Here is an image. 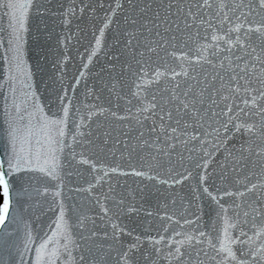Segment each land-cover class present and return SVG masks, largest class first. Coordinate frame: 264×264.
Masks as SVG:
<instances>
[{
    "label": "snow or ice",
    "instance_id": "6c2138e0",
    "mask_svg": "<svg viewBox=\"0 0 264 264\" xmlns=\"http://www.w3.org/2000/svg\"><path fill=\"white\" fill-rule=\"evenodd\" d=\"M0 197V264H264V0H0Z\"/></svg>",
    "mask_w": 264,
    "mask_h": 264
},
{
    "label": "water",
    "instance_id": "95a60500",
    "mask_svg": "<svg viewBox=\"0 0 264 264\" xmlns=\"http://www.w3.org/2000/svg\"><path fill=\"white\" fill-rule=\"evenodd\" d=\"M63 2L65 3V5H67L70 2V0H63ZM75 23L76 22H74V24L72 26L73 30L75 29ZM57 31H59V28H57ZM54 43H55L54 37L52 40L48 41V44H54ZM70 43L75 44V41H71ZM84 43H87V40H85ZM30 45L32 48V57L31 58H32L33 63H35L37 61V59L40 57V53L42 51V48L47 47V44H45L43 37H40L38 39H31L30 38ZM76 47H79L81 54H83V47L81 45H77ZM70 52H71L72 57H76L77 52H76L75 47L71 48ZM78 67H79V60L73 59L70 62V65L67 69V71L69 73V78L71 77L72 74H74L77 71ZM38 82H39V80H38ZM41 90L43 91L42 85H41ZM88 179H90V177L87 175V173H85L84 176L79 180V183L80 184H86V181ZM127 179H128V186L127 187H135L134 178L129 177ZM124 190H126V189H124ZM73 195H76V194L73 193ZM165 195H167V193H165ZM181 195H184V196L190 198V196H191L190 189L188 187H184L181 190ZM84 197H85V194L81 193L80 198L83 199ZM161 199H163V198H161ZM186 203H187V201H185V204ZM148 205H150L153 208H156L157 207L156 198H153L152 200H150L148 202ZM175 208H176V211L178 214L180 211H182V206L179 203L175 206ZM206 211H207V208H206ZM34 212H35V215H33V217H32L34 220V226L36 228H42V227L46 226V224L48 222V215H46L41 209H35ZM26 215H27V213H26ZM36 216H38L39 219H37ZM141 219H144V218L141 217ZM154 223H159V221L158 220L154 221Z\"/></svg>",
    "mask_w": 264,
    "mask_h": 264
},
{
    "label": "rangeland",
    "instance_id": "374dc122",
    "mask_svg": "<svg viewBox=\"0 0 264 264\" xmlns=\"http://www.w3.org/2000/svg\"><path fill=\"white\" fill-rule=\"evenodd\" d=\"M0 202H2V197H0Z\"/></svg>",
    "mask_w": 264,
    "mask_h": 264
}]
</instances>
